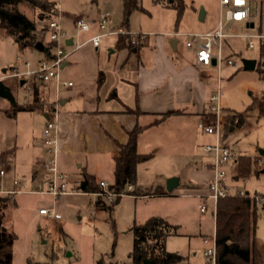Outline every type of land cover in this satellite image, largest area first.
Here are the masks:
<instances>
[{
	"label": "rangeland",
	"instance_id": "rangeland-1",
	"mask_svg": "<svg viewBox=\"0 0 264 264\" xmlns=\"http://www.w3.org/2000/svg\"><path fill=\"white\" fill-rule=\"evenodd\" d=\"M54 1L67 20L75 14L86 16L107 11L116 23L123 24L133 33L168 32L177 35L185 31H207L215 26L221 16L219 0H182L181 13L174 7L153 0H138L139 8L130 12L127 24H124L122 0ZM251 4L254 14L258 3L253 1ZM20 9L35 21L38 30L43 28L44 18H40L39 8L20 6ZM201 9L204 12L203 20L199 19ZM235 28L237 33L249 31L244 22H236ZM73 33L72 26L69 34ZM247 40L241 37L228 39L222 46L223 60L212 66L216 71L213 89L220 91L215 103L219 111H210L211 102L208 99L205 106L208 112L203 118L207 123H219L212 134H205L187 123L183 127L184 132L180 131L183 128L168 125L155 135L143 136L137 151L151 156L137 164L136 185L143 191L147 188L156 194L122 196L110 205L98 206H93L90 193L61 195L56 199L28 192L10 194V203L4 209L3 218L5 226L10 227L16 235L12 246V264H94L99 257L109 255L113 260L125 261L133 245L132 226L144 223L152 216L164 218L174 225L176 234L165 238V249L182 255L176 264H201L202 251L206 248L202 237L214 235L212 214L215 201L206 199L207 209L201 213L198 205L203 200L195 194L206 192L205 182L213 176L215 169L225 170L232 193L240 191L249 195H264V172L260 171L264 167V155L260 153V150H264V116H259L254 108L247 109L252 97L264 90V54L258 45L246 48ZM20 51L9 35L0 33V79L7 85L13 84V95L17 103L22 104L30 99L28 91L20 87L15 78L7 77L12 66L20 67L15 60ZM29 51L33 56L41 55L35 48ZM243 58L255 59V67L243 69ZM226 59L236 62V66L227 64ZM3 69L5 72H2ZM5 101L0 99V107L8 105ZM246 109L241 126L228 120L227 115L231 111L244 112ZM41 122V114L37 111L19 110L13 116L0 111V168L6 166L9 169L7 176L0 178V183L7 184L10 178L15 177L21 180L22 190L30 188L31 173L26 161L31 157L33 145L40 141ZM219 144L229 145L233 159L215 167V153L205 151L204 146ZM240 155L252 159L260 157L261 160L252 162L251 172L246 178L236 179L232 176L234 160ZM94 162L99 176L111 183L112 160L107 163L100 158ZM73 168L77 170L76 165ZM172 176L177 177L180 183L171 193H160L166 179ZM68 189L72 190L70 186ZM52 205L60 214L59 219L39 214L40 206ZM108 206L112 208H106ZM254 242V263L264 264L262 204H257Z\"/></svg>",
	"mask_w": 264,
	"mask_h": 264
},
{
	"label": "crops",
	"instance_id": "crops-1",
	"mask_svg": "<svg viewBox=\"0 0 264 264\" xmlns=\"http://www.w3.org/2000/svg\"><path fill=\"white\" fill-rule=\"evenodd\" d=\"M249 1L251 3L256 1L264 11V0ZM101 14L100 11L94 15L81 14L92 23L91 29L81 34V39L98 31L96 21ZM76 15L78 14L67 20L61 11L62 27L68 35L67 50L72 48L71 37L75 39L74 33H69L72 31ZM236 22H244L249 31L237 33ZM108 25L112 29L128 30L122 24L116 23L112 16ZM232 26L239 35L224 38L221 53L222 46L228 39L247 38L245 34L262 30L264 22L260 16L251 13L247 21H234ZM189 32L205 31H185L177 35L168 32V34L151 33L147 34L146 40L138 47L131 46L128 42H119L116 34H106L101 38L98 47L86 43L69 52L61 66L60 78L63 81H72L71 86L61 84L57 87L52 81L34 82V91L36 90L37 94L35 95L31 89L28 91L30 99L22 102V104H32L33 110L29 111L40 112L42 117L40 141L33 145L31 157L26 161L31 173L29 187L36 181L42 180L44 176L43 164L47 156L42 143V128L56 98L59 106L57 163L60 171L68 175V186L72 188L70 193L63 196L90 193L83 191L81 187L84 172L94 176L97 182L104 180L99 176L94 160L102 158L107 163L111 160L113 162L118 144L127 141L128 132L134 127H141L137 135L138 151L139 144L144 138L155 135L168 125L178 126V129H181L188 123L197 128V123L203 120L205 113L208 112L205 106L208 105L209 96L215 90L213 83L216 80V71L212 67L215 66L214 62L208 65L196 63L194 48L185 44L187 39L185 33ZM46 42L47 39L44 38L43 43ZM262 44L255 39V46L258 45L260 50ZM34 48H20V53L34 58L45 57L43 48H35L41 55L33 56L29 50ZM99 77L101 81H98ZM12 85L9 84L11 90ZM18 85L22 87L20 83ZM35 97L37 101L34 100ZM5 102L8 105L0 107L3 113L5 112L2 108L11 105L8 101ZM170 110L177 112L160 119L162 113ZM180 131L184 132V128ZM74 165L77 170L73 168ZM6 169L8 174L9 169L7 167ZM13 178L15 177L10 178L7 184L0 183V186L10 188ZM160 192L171 193L165 187Z\"/></svg>",
	"mask_w": 264,
	"mask_h": 264
},
{
	"label": "trees",
	"instance_id": "trees-1",
	"mask_svg": "<svg viewBox=\"0 0 264 264\" xmlns=\"http://www.w3.org/2000/svg\"><path fill=\"white\" fill-rule=\"evenodd\" d=\"M166 6L174 7L179 13L183 9L182 0H153ZM54 0H0V33L9 35L19 48L35 47L37 41H44L46 28L37 29L35 21L24 13L21 7L27 9L39 8L40 18L46 19L52 14ZM138 0H122L123 23L127 24L128 16L134 9L139 8ZM123 25V24H122ZM39 33V34H38ZM119 42H128L126 34L118 35ZM132 46V45H131ZM138 47V46H136ZM261 52L264 54V44L261 45ZM98 81H101L99 77ZM32 85V90L34 91ZM37 94V91H34ZM37 101V97H35ZM35 105V104H34ZM254 108L259 116H264V90L257 96L252 97L247 109ZM231 111L228 120L241 126L244 123L245 113ZM8 115L13 116L19 110H33L32 104L10 105L2 108ZM170 110L161 114L163 119L169 114L176 113ZM158 121V119L156 120ZM154 121V122H156ZM141 127H134L128 132V139L124 143L118 144V151L113 156V180L108 188L119 192L132 185L129 191L136 195L156 194L152 190H141L136 185V166L140 161L147 160L151 155L141 154L137 151V135ZM264 155V152L262 153ZM261 158L252 159L245 155H240L234 160L233 177L246 178L252 167V162L260 161ZM257 171V169H255ZM82 190L94 192L100 190L99 183L94 176L86 172L83 173L81 181ZM161 193V192H160ZM10 194L0 193V264H12V246L16 235L14 231L4 224V209L10 203ZM106 208L111 209L112 206ZM264 208V204H262ZM214 240L216 250V264H255L254 263V241L257 221V203L250 198L249 194H229L218 198L214 209ZM133 245L125 261H116L108 257L101 256L94 264H146L144 259L150 260V264H176L182 259V255L177 252L165 249V238L168 235L176 234L174 225L166 219L152 216L144 223L132 226Z\"/></svg>",
	"mask_w": 264,
	"mask_h": 264
},
{
	"label": "built area",
	"instance_id": "built-area-1",
	"mask_svg": "<svg viewBox=\"0 0 264 264\" xmlns=\"http://www.w3.org/2000/svg\"><path fill=\"white\" fill-rule=\"evenodd\" d=\"M221 8V16L217 22V25L205 32H189L185 33L187 47L194 48L195 60L198 65H208L214 60V64H219L222 60L221 45L223 39L229 36H237L232 26L234 21H247L252 13V4L249 0H219ZM52 14L45 19L43 27L46 28L48 35L47 42L43 43V50L46 55L42 58H34L30 55H24L22 53L15 57L16 62L20 64L11 67V73L7 77H15L19 82L22 80L21 86L26 91L32 89L34 82H54L56 86L65 85L71 86L72 81H63L60 77L61 66L67 58L70 51L80 48L82 45L89 43L93 47H98L101 42V38L106 34H126L128 36L129 44L132 46L141 45L147 38L146 33H133L123 28L112 29L109 27V21L111 15L109 12H103L96 21L98 31L91 34L85 39H81V34L88 32L91 29V21L86 20L81 14L75 16L73 20L74 37H71L72 48L66 49V40L68 35L61 23V10L55 2L52 5ZM255 16H260L264 22V11H262L260 5H257L254 10ZM247 37L246 47L251 49L255 46V39L261 41L264 44V27L262 30L245 34ZM226 63L231 66H236V62L226 59ZM4 76H2L3 78ZM6 77V76H5ZM220 91L214 90L209 96L210 111L218 112L219 109L216 106ZM58 121H59V106L56 101L53 103L51 109L48 112V117L45 120L42 128V143L45 147L46 160L43 164V179L36 181L29 189L22 190L21 180L19 178H13L11 180V187L4 188L0 186L1 194H15L19 192L37 193L49 195L53 199L58 198L61 195L70 193L68 189V175L60 171L57 163L58 154ZM219 125V123L217 124ZM217 125L207 123L204 120H200L197 123V128L203 133L212 134L215 131ZM221 127V125H220ZM205 151H212L215 153L216 165L225 164L233 159L231 150L228 144L219 145H205ZM7 169L5 166L0 168V177L6 176ZM100 190L90 192L94 197L92 201L93 206L99 204L110 205L118 197L131 195L129 191L132 189V185L128 184L126 190L119 192L112 191L108 188L109 182L100 180ZM206 192L196 194L198 198L203 200L198 205V209L201 213H204L207 209L206 199H212L216 202L218 198L225 197L232 193L230 187L227 184V174L225 170L216 168L213 176L205 183ZM240 194H248L247 192H240ZM133 195V194H132ZM251 199L257 204H264V195L253 194L249 195ZM39 214L52 218L59 219L60 214L52 206H41L38 209ZM214 214V211H213ZM203 244L206 248L202 251L203 261L201 264H216V250L215 240L213 236H203ZM211 242V245L209 243Z\"/></svg>",
	"mask_w": 264,
	"mask_h": 264
},
{
	"label": "water",
	"instance_id": "water-1",
	"mask_svg": "<svg viewBox=\"0 0 264 264\" xmlns=\"http://www.w3.org/2000/svg\"><path fill=\"white\" fill-rule=\"evenodd\" d=\"M204 15L203 10H200L199 13V19H202ZM35 48L37 49H42L43 48V44L40 41H37L35 43ZM214 62V60H212V63ZM264 64V62H263ZM256 65V60L255 59H249V58H243L242 59V67L243 69H253ZM2 72H5V69L2 70ZM22 80L19 82L20 84H22ZM0 98L5 99L6 101H8L11 105H16V100L14 98V95L12 93V90L10 88L9 85L5 84L3 82L2 79H0ZM263 150H260V153H262ZM261 172H264V167L260 170ZM178 185V178L175 176L172 177H168L166 179V184H165V188L168 192H171L173 188H175ZM83 187V186H81ZM144 263L146 264H150L151 261L144 259L143 260Z\"/></svg>",
	"mask_w": 264,
	"mask_h": 264
}]
</instances>
